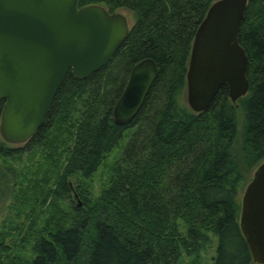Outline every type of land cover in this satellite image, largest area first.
Returning a JSON list of instances; mask_svg holds the SVG:
<instances>
[{
	"label": "trees",
	"instance_id": "obj_1",
	"mask_svg": "<svg viewBox=\"0 0 264 264\" xmlns=\"http://www.w3.org/2000/svg\"><path fill=\"white\" fill-rule=\"evenodd\" d=\"M216 1L80 0V7L129 10L135 22L103 69L87 79L66 76L35 136L22 146L0 143V199L5 205L11 197L7 208L26 210L31 197L43 218L28 227L6 218L0 264H189V258L195 264L214 238L213 264H256L240 218L241 188L264 162V0H249L239 33L249 57V93L236 105L224 87L198 114L183 92L196 33ZM146 59L156 62L159 77L139 115L119 126L115 106L133 68ZM238 106L245 123L235 154ZM127 131L108 187L94 201L72 181L90 179ZM37 151L44 168L57 170L52 186L19 183L23 156ZM73 195L81 205L60 210L57 204Z\"/></svg>",
	"mask_w": 264,
	"mask_h": 264
},
{
	"label": "water",
	"instance_id": "obj_2",
	"mask_svg": "<svg viewBox=\"0 0 264 264\" xmlns=\"http://www.w3.org/2000/svg\"><path fill=\"white\" fill-rule=\"evenodd\" d=\"M249 0H218L193 43L187 99L207 111L227 87L237 102L250 90L249 57L239 40ZM127 16L80 0H0V135L10 145L27 143L44 126L66 76L87 79L103 69L130 32ZM156 62L137 64L114 109L119 126L131 124L159 77ZM240 226L256 264H264V162L242 197Z\"/></svg>",
	"mask_w": 264,
	"mask_h": 264
},
{
	"label": "rangeland",
	"instance_id": "obj_3",
	"mask_svg": "<svg viewBox=\"0 0 264 264\" xmlns=\"http://www.w3.org/2000/svg\"><path fill=\"white\" fill-rule=\"evenodd\" d=\"M118 12L123 13L127 16L130 26L134 24L135 22L134 13L126 9H121ZM183 99H184L185 104L189 107L188 99H187V90L183 92ZM244 123H245L244 109L241 106H238V110H237L238 138L236 139V142L233 147V151L235 154H238L240 152V148L242 146V133H243ZM128 134H129V131L126 132V136L124 137V139L111 152L108 158L100 166L98 171L90 179H85V178L74 179L72 181L74 187L76 188L78 186L81 187V185H78V183L80 182L87 191L88 190L90 191V196L92 200L94 201L97 200L102 194V192L108 187V184H109V181L112 175L113 165L115 161L117 160V158L119 157V155L121 154L123 147L128 141V137H127ZM3 140L4 139L0 135V143H2ZM22 145L23 144L12 145V146L17 147V146H22ZM43 162L44 160H43L42 151H37L31 154L27 153L25 156H23L22 161H21V167H24L25 170H22L21 172L23 178L19 179V183L25 185L26 187L28 186V184L32 183L33 185L37 181H39L41 185H44V183L48 181L50 186H52L58 177L57 170H55L56 173H54L53 167L44 168V166H42ZM7 164H13L12 160H7ZM255 171L256 170H253L249 173L247 182L244 184L243 188H241L242 190L241 198L243 197L248 184L252 181ZM29 172H31V174H29ZM74 197L75 195H73V198ZM9 198L11 200L8 199L5 205H4V202H2L3 199L2 200L0 199V229L2 227L3 222L6 221V218H8V220H10V223H13V224H16V223L25 224L26 226H23V227H28L30 225V221L32 220L34 221L37 220L38 222L42 221L43 219L41 215L42 207L38 205L32 208L33 200H31V197H29V200H27V202L29 203V206H28V209L26 210H22V209L13 210V209L7 208L6 204H8V202L13 201V198L11 197ZM73 198L67 197V198L62 199L59 202V204H57L59 205L60 210H63L65 212L66 210L67 211L70 210L72 208V205L74 203H77V201L79 205H81V202H79L77 197H75V202ZM32 209H34V211H32ZM47 210L48 208L45 207V211ZM31 212H33V214ZM6 243L10 245L9 243H12V241L9 239V241L7 240ZM216 247H217V239L214 238L212 245H210L208 248H206L201 253L200 259L195 264H199V263L200 264H213V258L215 257V254H216ZM186 262H188L189 264H193L194 259L189 258L186 260Z\"/></svg>",
	"mask_w": 264,
	"mask_h": 264
}]
</instances>
